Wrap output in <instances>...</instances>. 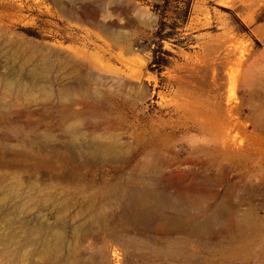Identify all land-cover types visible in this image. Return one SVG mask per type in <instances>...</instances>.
Returning a JSON list of instances; mask_svg holds the SVG:
<instances>
[{"label":"rangeland","instance_id":"rangeland-1","mask_svg":"<svg viewBox=\"0 0 264 264\" xmlns=\"http://www.w3.org/2000/svg\"><path fill=\"white\" fill-rule=\"evenodd\" d=\"M74 261L264 264V0H0V264Z\"/></svg>","mask_w":264,"mask_h":264},{"label":"bare ground","instance_id":"bare-ground-1","mask_svg":"<svg viewBox=\"0 0 264 264\" xmlns=\"http://www.w3.org/2000/svg\"><path fill=\"white\" fill-rule=\"evenodd\" d=\"M150 133V132H149ZM152 134V133H151ZM150 135V134H148ZM151 136V135H150ZM162 136V135H161ZM153 137V136H152ZM156 136H154L155 138ZM149 140V139H148ZM159 142V141H158ZM161 142H162V139H161ZM109 146V145H108ZM106 147V146H105ZM104 148V147H103ZM107 150L106 151H111L112 148H109V147H106ZM105 149V148H104ZM112 152V151H111ZM106 155V154H105ZM109 156V155H108ZM57 254V248L52 246V245H49V244H45L43 246V249H42V252H41V259H48L50 256H54ZM59 256V254L56 256V258ZM74 264H77L76 261H74Z\"/></svg>","mask_w":264,"mask_h":264}]
</instances>
